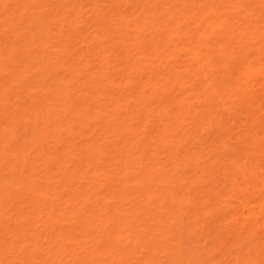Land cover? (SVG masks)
<instances>
[{"label":"bare ground","instance_id":"obj_1","mask_svg":"<svg viewBox=\"0 0 264 264\" xmlns=\"http://www.w3.org/2000/svg\"><path fill=\"white\" fill-rule=\"evenodd\" d=\"M0 264H264V0H0Z\"/></svg>","mask_w":264,"mask_h":264}]
</instances>
